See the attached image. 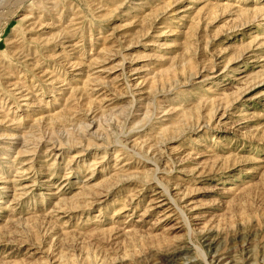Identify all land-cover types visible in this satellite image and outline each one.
Segmentation results:
<instances>
[{"label":"rangeland","instance_id":"rangeland-1","mask_svg":"<svg viewBox=\"0 0 264 264\" xmlns=\"http://www.w3.org/2000/svg\"><path fill=\"white\" fill-rule=\"evenodd\" d=\"M0 264H264V0H0Z\"/></svg>","mask_w":264,"mask_h":264},{"label":"bare ground","instance_id":"bare-ground-1","mask_svg":"<svg viewBox=\"0 0 264 264\" xmlns=\"http://www.w3.org/2000/svg\"><path fill=\"white\" fill-rule=\"evenodd\" d=\"M11 137V136H10Z\"/></svg>","mask_w":264,"mask_h":264}]
</instances>
